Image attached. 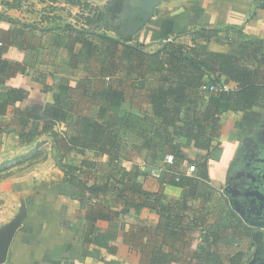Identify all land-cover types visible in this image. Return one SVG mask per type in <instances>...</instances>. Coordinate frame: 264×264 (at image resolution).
I'll use <instances>...</instances> for the list:
<instances>
[{"label":"trees","instance_id":"obj_1","mask_svg":"<svg viewBox=\"0 0 264 264\" xmlns=\"http://www.w3.org/2000/svg\"><path fill=\"white\" fill-rule=\"evenodd\" d=\"M14 1L20 7L26 2ZM67 1L80 9L75 23L53 25L45 32L52 34L55 49L66 51L71 68H81V77H61L46 85L43 91L54 89L58 97L40 107L25 104L29 91L24 88L0 94V136L11 130L19 146L35 144L41 137L49 141L55 165L64 174L61 183L67 187L63 190L73 189L86 202L85 219L91 228L131 209L135 214L142 209L156 213V225L135 228L134 244L146 256L145 264L247 263L248 253L241 251L225 262L213 250L224 239L207 224L208 210L194 204L202 201L204 206L213 195L204 187H208L209 150L220 135V116L244 113L264 101V40L240 42L233 56L209 51L208 43L218 30L201 28L191 34L183 31L166 43L160 40L157 49L149 51L115 29L116 36L108 35L109 22L120 12L122 0H109L101 8L85 0ZM186 35L190 44L177 39ZM18 70L0 59V85L5 86ZM210 85L216 90H202ZM223 85L231 89L223 91ZM11 107L12 123L5 120ZM39 149L25 158L29 165L45 158ZM139 150L145 152L146 171L135 163ZM167 155L173 163L159 175L161 188L145 190L141 178L149 175L150 168L163 165ZM104 156L106 162L100 160ZM124 162L131 165L124 167ZM184 164L193 168V174L187 176ZM11 167L0 165V180L9 177ZM166 185L180 186L185 194L167 199ZM117 203L120 210L110 208ZM195 231H204L202 244L197 251L187 252ZM251 238L252 246L264 254V233L253 232Z\"/></svg>","mask_w":264,"mask_h":264},{"label":"crops","instance_id":"obj_2","mask_svg":"<svg viewBox=\"0 0 264 264\" xmlns=\"http://www.w3.org/2000/svg\"><path fill=\"white\" fill-rule=\"evenodd\" d=\"M85 1L101 8L109 0ZM47 3L51 4L49 1ZM14 4V0H0V59L17 66L19 74L7 81L5 86L0 85V94L10 88H24L29 91L25 103L28 106L40 107L53 103L58 91L53 89L45 93L44 87L53 85L61 77L80 78L81 68L72 69L66 51L54 48L52 34L45 32V28L53 26V23L36 20V11L32 14L23 3L21 7ZM129 6L128 3L124 11ZM66 9L72 11L74 17L80 13L78 7ZM8 19L17 21V24H11ZM31 24L36 28H29ZM110 27L119 34L124 28L118 30ZM201 28L218 30L208 43L209 51L235 56L240 42L264 40V0H161L152 20L130 38L132 43H142L147 50L154 51L160 40L166 37L173 39L183 31L190 30L191 34ZM177 39L191 43L190 35ZM13 111V107L9 108L5 117V120H11L10 123L13 121ZM220 123V135L209 150L205 183L208 187H204L205 190H213V195L204 206L202 201L194 205L195 208L208 210L207 224L216 227L224 239L213 250L225 262L242 251L250 255L245 264H249L253 256L260 259L256 262L260 264L264 254L252 246L251 235L256 231L264 233V229L250 225L234 210L225 189L238 184L233 179L237 174L250 170L247 164L255 156L257 143L264 140V101L244 113H224L220 116ZM40 141L45 146V150H42L44 159L21 168L13 164L9 170L12 174L0 180V229L17 216L22 204L27 209L26 217L2 264H145L146 256L134 244L135 228L138 224L154 226L159 222V216L149 209H142L138 214L131 209L119 218L99 220L94 227H89L85 219L86 202L75 196L73 189L63 190L67 187L61 183L64 174L55 165L49 141L45 137H41ZM37 143L19 146L11 130L2 133L0 164L22 157ZM184 152L190 155L195 153L190 149H184ZM137 155L135 163L145 170V152L139 150ZM86 157L94 159L92 153H87ZM100 160L106 162L107 157ZM130 165L123 163L127 168ZM184 167L187 176L193 174V168L187 169L186 164ZM141 183L150 192H157L161 188L159 179L150 175L141 178ZM163 193L167 199H180L185 190L177 185H166ZM110 208L120 210V203L111 204ZM203 235L204 231L193 233L187 252L197 251ZM145 241L144 237L142 242Z\"/></svg>","mask_w":264,"mask_h":264},{"label":"water","instance_id":"obj_3","mask_svg":"<svg viewBox=\"0 0 264 264\" xmlns=\"http://www.w3.org/2000/svg\"><path fill=\"white\" fill-rule=\"evenodd\" d=\"M160 1L133 0L129 2L122 0L123 9L129 3L135 10L130 13L127 26L122 28L120 33L124 37H131L144 28L154 17ZM120 19L125 21L126 16L123 13L119 14L116 20ZM250 162L247 164L250 170L237 174L233 179L237 180L238 184L226 187L225 192L232 193L231 205L240 216L245 218L250 225L264 229V141L257 143L255 156ZM26 214L27 209L22 204L17 216L0 229V264L5 262L12 240ZM257 260L260 261L256 256H253L249 264H256ZM260 264H264V256Z\"/></svg>","mask_w":264,"mask_h":264},{"label":"rangeland","instance_id":"obj_4","mask_svg":"<svg viewBox=\"0 0 264 264\" xmlns=\"http://www.w3.org/2000/svg\"><path fill=\"white\" fill-rule=\"evenodd\" d=\"M48 1V0H47ZM46 0H26L24 4V7L33 14L34 11H36V20H42L48 21V24L51 22L53 25H65V24H74L75 23V17L72 11H69L66 8L72 9L73 6H71L67 0H57L55 3H51L48 5ZM101 1V0H100ZM64 6H63V5ZM83 14H86L85 12ZM109 26H112V22H109ZM108 35L110 36H116V31L113 30L111 27V31H107ZM41 148V149H39ZM44 142L40 141L36 145H33V148L26 151L27 153H24L22 157H18L15 160L12 159L11 161H5L0 165H4V167H11L13 164H16L18 161H25L22 165H17L19 168H21L23 165L29 164L30 161L26 160L25 158L29 156L32 152L36 151V149L40 150V152H43L44 149ZM38 152V151H37ZM39 154V153H38ZM43 155V153H42ZM44 157V156H42ZM12 168V167H11ZM5 171L3 175H5ZM9 175H11V172H8Z\"/></svg>","mask_w":264,"mask_h":264},{"label":"built area","instance_id":"obj_5","mask_svg":"<svg viewBox=\"0 0 264 264\" xmlns=\"http://www.w3.org/2000/svg\"><path fill=\"white\" fill-rule=\"evenodd\" d=\"M172 39H163L161 42L166 43L171 41ZM223 91H228L231 89V86L229 85H223L221 88ZM202 90H208V91H215V87L213 85L210 86H203ZM173 163V157L171 155H167L164 159L163 165H159L153 168L149 169V175L155 178H159L160 172L163 170H166V165H170Z\"/></svg>","mask_w":264,"mask_h":264},{"label":"flooded vegetation","instance_id":"obj_6","mask_svg":"<svg viewBox=\"0 0 264 264\" xmlns=\"http://www.w3.org/2000/svg\"><path fill=\"white\" fill-rule=\"evenodd\" d=\"M133 11H134V8L131 7V6H129V7L127 8V10H125V11H124L123 8H121L120 12H119V13L116 15V17L113 19V21H112V26H113L114 28H117L118 30H119V28L126 26V25H125V21H124V22H123V21H122V22H117L116 19L118 18V15H119V14H122V13H123V15H126V16L128 17V16L130 15V13L133 12ZM263 133H264V132H263ZM262 141H264V140H262ZM227 194H228L230 200H232V198H231V197H233L232 193H227Z\"/></svg>","mask_w":264,"mask_h":264}]
</instances>
